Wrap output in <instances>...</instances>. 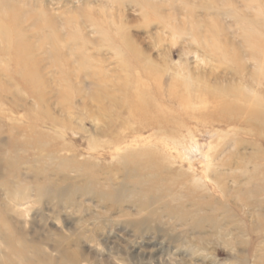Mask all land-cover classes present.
I'll list each match as a JSON object with an SVG mask.
<instances>
[{
  "label": "rangeland",
  "instance_id": "rangeland-1",
  "mask_svg": "<svg viewBox=\"0 0 264 264\" xmlns=\"http://www.w3.org/2000/svg\"><path fill=\"white\" fill-rule=\"evenodd\" d=\"M0 209V264H264V0H0Z\"/></svg>",
  "mask_w": 264,
  "mask_h": 264
},
{
  "label": "bare ground",
  "instance_id": "bare-ground-1",
  "mask_svg": "<svg viewBox=\"0 0 264 264\" xmlns=\"http://www.w3.org/2000/svg\"><path fill=\"white\" fill-rule=\"evenodd\" d=\"M31 73L33 74V72H29V73H26L27 75H31ZM142 110H145L142 108ZM257 116L259 118V115L262 114L261 111H257ZM260 119V118H259ZM193 149V148H192ZM17 195V194H16ZM0 219H2V213H1V209H0ZM3 223V222H2ZM0 242H4L6 244V246L9 248V247H14L15 245H17L16 243V240L13 236V234L7 232L5 233L3 230L1 231L0 230ZM21 245H24V244H21ZM26 247L23 246V248H21L22 250L25 249ZM29 264H33V263H29Z\"/></svg>",
  "mask_w": 264,
  "mask_h": 264
}]
</instances>
